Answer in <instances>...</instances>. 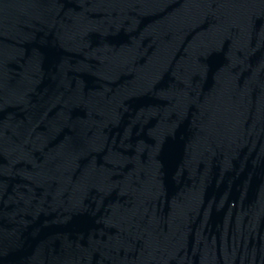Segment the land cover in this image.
<instances>
[{"label":"water","instance_id":"water-1","mask_svg":"<svg viewBox=\"0 0 264 264\" xmlns=\"http://www.w3.org/2000/svg\"><path fill=\"white\" fill-rule=\"evenodd\" d=\"M0 264H264V0H0Z\"/></svg>","mask_w":264,"mask_h":264}]
</instances>
